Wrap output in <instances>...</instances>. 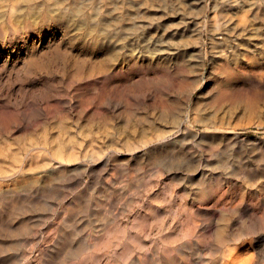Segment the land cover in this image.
<instances>
[{
	"label": "bare ground",
	"instance_id": "1",
	"mask_svg": "<svg viewBox=\"0 0 264 264\" xmlns=\"http://www.w3.org/2000/svg\"><path fill=\"white\" fill-rule=\"evenodd\" d=\"M155 1L0 0L1 56L21 55L27 51L28 34H43L59 42L27 57L28 80L36 69L49 70L57 60L67 65L64 70L55 65L61 77L47 73V84L39 91L9 85L0 92V264H264V147H243L230 130L232 112L223 107L225 102H245V112L254 118L259 108L255 93L219 83L209 104L201 102L208 97L203 94L211 79H264V69H255L264 66V28L255 23L246 27L248 12L264 21V4L213 2L217 11L206 28L214 32L211 46L219 56L212 59L210 70L201 72L193 63L201 49L180 51L169 41L182 40L192 26L200 32L204 17L188 22L189 0H183L179 13L176 7L171 15L165 13L174 26L163 32V25L154 26L162 18ZM195 1L203 8L204 0ZM235 10L243 11L235 17L238 22L229 16ZM144 27L142 40L130 33ZM64 38L79 46L73 49L89 51L91 58L63 53ZM164 44L167 51L161 48ZM137 72L160 74L157 92L167 87L185 92L196 85L202 95L187 113L183 106L190 98L183 103L159 94L150 117L130 112L125 117L133 121L124 123L102 104L120 99L132 106L131 89L108 86L115 77L133 78ZM197 75L205 81L198 83ZM135 88V97L147 93L144 84ZM70 94L79 100L67 106L80 115L63 109V96ZM50 106L54 115L48 112ZM95 106L99 116L88 118ZM198 124L204 126L203 133L194 132L192 126ZM160 153L194 164L175 170L158 167L157 183L139 178L144 168L139 158L149 154V165L155 164ZM116 172L127 177L125 182L114 179ZM139 182L145 198L109 199L115 184L136 190ZM154 187L157 193L151 192Z\"/></svg>",
	"mask_w": 264,
	"mask_h": 264
},
{
	"label": "rangeland",
	"instance_id": "2",
	"mask_svg": "<svg viewBox=\"0 0 264 264\" xmlns=\"http://www.w3.org/2000/svg\"><path fill=\"white\" fill-rule=\"evenodd\" d=\"M214 1H218L219 3H223L224 4L225 2H227L229 0H204L203 8H202L201 5L196 6L195 5L196 4L195 0H191V1L189 0L188 3H185L186 6H187V11H188V14H186L187 21L189 22L190 18L202 15L204 17V19H205V24H204V26H202L199 29L200 32L197 30V28L192 26L191 28L188 29V31L183 33L184 38L182 40H180L177 37L176 39H171V41H169L170 43L172 42L174 44V47H177L178 50H180V51H184V50L185 51H190L191 48H193V49H195V48L196 49H201V57L195 58V61L193 62L194 64H199L198 66L200 67L199 70H201V72L204 71L205 69H208V68L210 70V68H212V66H211L212 59H215V58H217L219 56V54L217 52L218 49H215V48H213L211 46V37H212L214 32L211 31L210 29L206 28L207 26L209 27L210 24L214 22V15L216 14V11H217V10H215V7H213V2ZM155 2L160 6L161 10L158 12L159 13L158 15L162 16V18H161L160 21L154 22V26H156V24L158 23V24L163 25L162 28L165 29V30H162L163 32L171 31L172 28H170V27H171V25H172V27L174 25L171 24L172 22L166 21L167 16L165 15V13L168 12L169 15H171L173 7H176L177 8V12L179 13L180 12L179 7L181 6L180 3L181 2L184 3V1L183 0H156ZM258 4H260V5L264 4V0L259 1ZM254 8L256 9V6H254ZM247 9L248 8H246V10ZM232 12L233 13L229 14V16L232 17L235 20V17H239L243 11L237 12L235 10V11H232ZM223 16H224V14L220 13V18H219V22H218L219 27L223 26L221 24ZM90 17L92 18L93 16L91 15ZM163 17H164V20H163ZM255 17H257L255 13H249L248 12L246 19H248L249 21H248V23H246V27L247 28H253L252 23H255L257 28H264V21L262 22V21L258 20ZM76 19L80 20L81 17H77ZM235 21L238 22L237 20H235ZM144 29H145V27L141 28L140 31H138V30L136 31L135 28H132V30H131L132 32H130V33H136V35L138 37H134V38L137 39V38L140 37L139 40H142L141 34L143 33ZM195 31L199 32V34H200L199 35V41L195 40L196 39V36H195L196 32ZM42 35L43 34L38 36V35H35L34 33L28 34L27 35L28 36V41L25 44L27 51L26 52L24 51V53L21 51V53H20L21 55H19V56H11L10 55L9 57H4V56L0 55V68H1L0 69V75H2V76H0V81H1L0 82V92L5 90L6 88H8L9 85H12L13 89H16V90H18L19 87L23 88V87L30 86V87L34 88V90L39 91V88L45 87V85L47 84V79H46L47 78V73H50V74H54L55 73V75H58V77L59 76L61 77V75H62L61 69L65 68L67 66L65 64L66 62H64V60H57L54 63L53 67L51 66V68L49 70H39V69L37 70L36 69V72H39V73L35 72V75H32L33 80H31V79L28 80V77L25 74L26 70H27L25 67H27V65H28L27 64L28 63L27 59L30 56H33V55L34 56H38L43 51L44 52L47 51V45L48 44H51L52 42H54V43L59 42V41H57L58 38L56 39V41H54V40H51L50 37L48 39H44V37H42ZM49 40H51L50 43L48 42ZM66 40H68V39L64 38L63 46L61 47L63 53L66 54L67 51H68L67 53H70V51H71L72 55L75 54L77 56H80L82 59H84V58L86 59L88 57L91 58V55H90L89 51H83V52L81 51V52H79L78 49H73L74 46L75 47H79V46H77L76 44L73 45L72 42H70L69 40L68 41H66ZM18 43H19V45H23L24 44V42H20V40H19ZM36 43H38V45ZM138 44H140V41L138 42ZM168 44H164L161 48L164 49L165 51H167ZM31 53H32V55H31ZM78 53L79 54L81 53V54L78 55ZM187 59H189V57H187ZM55 65L60 66V68L61 67L62 68L59 69ZM11 66H12V68H11ZM247 67H249V66L247 65ZM198 68H196L197 71H198ZM255 69H260L261 70V69H264V66H262L261 68L256 67ZM12 70H13V72H12ZM14 70L16 71V73H14L15 72ZM1 71H2V73H1ZM59 71H61V72H59ZM9 72L11 73V75L9 74ZM56 72H58V74ZM7 73L9 74L10 77L8 76ZM20 73H21L22 76L20 75ZM14 74H16V75H14ZM194 74H196V72L191 74V75L194 76ZM40 75H42V76H40ZM159 75L160 74H155V73L151 72V73H149L148 76H141V72H137L136 75L133 78H131V77H126V78L115 77L113 79V81L111 80L109 82L111 85H109L108 88L110 89V87H115L116 89L119 88L121 90V89H124L126 87L127 90L131 89L132 92L130 94H132V95L130 96V98H133V99H131V101L129 99L128 103L130 104L131 102L132 103L134 102V104L132 105V103H131L132 106H127L125 104V102L122 103L123 102L122 100L117 99V100H119V103L118 102H115V103L114 102H108V103L102 104L103 109L104 108H109L110 110H108V113L110 114V116L111 115H114V116L116 115V117L120 116V118L125 123L126 121H128V118L133 121L132 117H130L129 115H128L129 117H127V116L125 117L126 113L129 114L130 112L133 113V114L137 113L136 116H139L140 113H141V114H148V116L150 117L152 115V113L156 112L155 108L153 107L154 96H156L158 98L159 94H168V97L171 100L178 101V102H182L183 101V103H184V101L186 102V100L190 98L191 102H186L187 104L184 103V105H186V106L185 107L183 106L184 110H186L187 113H188V111L190 112L191 109L188 106H190L192 101L193 102L196 101L198 99V97L202 95L201 94L202 91L199 90V89L196 90V88H195L196 85H195L194 88H192L193 86L191 87L192 90L188 89V90H185V92H182L184 90H182L180 88L172 90L170 87L164 88L161 91L157 92V90H155V88L157 86L156 85V81L161 79V78L157 77ZM15 77H18V78H16L17 79L16 81H14ZM142 77L147 78L146 81H144L145 83L138 82L140 80V78H142ZM21 78H23L25 80H23ZM193 78L194 77H192V79ZM18 79H20V80H18ZM196 79L198 80V75L196 76ZM203 81H205V79L201 80V81L198 80V83L203 82ZM43 82L45 84H43ZM107 82L108 81H103L102 80L101 83L103 84V83H107ZM3 83H5V84H3ZM117 83L120 84L118 87L116 86ZM219 83H222L223 85H225V84L226 85H228V84L229 85H233L239 91H243V92L247 91V92H254L255 93L256 96L254 95V98H256V100H257V102L259 104L258 107L260 109L258 108L257 113L254 116V118H253V116H249L245 112V105H244L245 102L238 101L239 104H236L234 106H231L229 103L226 104V102H225L223 107H224V110L226 112H228L229 114L232 112L231 113V116H232L231 128L232 129L230 128V130H233L232 132H234V134H236L237 137H239L240 144L243 147H246L248 149L256 148L259 145H262L264 147V79H249V78L241 77L239 80H236L234 82L233 81L224 82V81H220V79L215 81L214 79H211V81L209 82L208 87L204 91L205 94H203V95H207L208 97H205V96H204L205 98L202 97L203 100L201 101V102H203V104H205V106L207 104H209L210 100L212 99L211 98V94H213V96H216V91L218 90L219 87H221V85ZM137 84H140V85L144 84V86L146 88V92L147 93L142 95L143 97L142 96L135 97L137 95V93L135 91V89H136L135 87H137ZM1 87H2V90H1ZM67 87H68V85L65 84V88L66 89H67ZM81 88L83 89L84 86H82ZM214 89H216V90H214ZM67 90H69V89H67ZM84 92L85 91H82L81 93H84ZM87 93H88V91H87ZM180 93H184V94H182L183 96ZM133 94H136V95L133 96ZM209 94H210V96H209ZM84 95H86V92L84 93ZM38 96H39V94H38ZM144 96H146V97L144 98ZM18 97L19 96H15L14 99L18 98ZM63 97H64L63 98V104H62L63 109H65L66 111L74 112L75 111L74 110L75 108L73 109L74 106L72 108L69 107V104L67 106V102H69V101L71 102L72 101L73 103H75L77 100H79V96L77 94H70L69 96L66 95V96H63ZM0 99H1V96H0ZM137 99L140 101V103H138ZM19 102H21V100H19ZM39 102L42 103L41 101H39ZM1 104H3V103L0 100V105ZM50 104H51V101H50ZM124 105H126V106H124ZM50 107L48 109L49 110L48 112L49 113L51 112V115H54L56 113V111L52 107L51 108ZM91 108H93V109H91ZM91 108H89L90 111L88 110V114H87L88 118L92 117L91 116L92 114H93V116H97V115L99 116L100 108H98L97 106L91 107ZM229 109H230V112H229ZM51 110H53V111H51ZM132 110H134V112ZM241 110H244V111H241ZM76 111L75 112L77 113V115H80L78 113V110H76ZM53 112H54V114H52ZM111 113H114V114H111ZM200 113H202V112H200ZM154 115L157 116L156 113ZM243 116H245L246 118L244 119ZM248 116L252 117L253 119L252 118L250 119ZM97 117H95V118H97ZM111 117H113V116H111ZM123 117H125L126 119L123 118ZM238 118H241V119L238 120ZM238 121H240V122H238ZM185 123H186L185 125H187V126L189 125L190 126L191 121H188V122L186 121ZM192 128H194L193 129L194 132H197V133L198 132L203 133L202 131L205 130L204 126L199 125V124L192 126ZM149 160H150L149 154L143 155L141 158H139V162H141V164L144 163L143 164L144 168L139 171V178L144 179V180H148V181L152 180L155 183H157L156 181L159 179L155 175V171H156V169H158V167H160L162 169H165V170H168V169L169 170L170 169L175 170V169L184 168L187 164H190V163L194 164L193 160L192 161H179V160H177V156L175 154H169V155H162L161 154V155H159V157L156 158L155 164H150L149 165V163H148ZM115 175H116V177H114V179L116 178V180H118V181L123 180L125 182V179H127V177L126 178L125 177L124 178H122V177L120 178V175L117 172H116ZM134 181H136V179ZM139 184H140V187L135 190V189L123 188L122 184L117 183V184L114 185L116 187V191L114 192L113 195H111L109 197V199L115 200V198H117V199L121 198V200L124 201V200H128V199H130V198H132V197H134L136 195L137 196L143 195V197L145 198V189L142 186V183L139 182ZM118 188H122V189L119 190ZM123 189H125V190H123ZM157 191H158V187H154L151 192L157 193ZM194 200H195L194 197H192V201H190V203L191 202L193 203ZM108 215H110V214H108Z\"/></svg>",
	"mask_w": 264,
	"mask_h": 264
}]
</instances>
